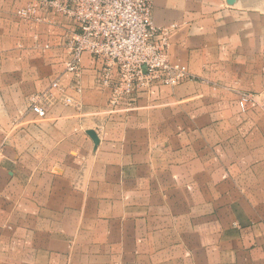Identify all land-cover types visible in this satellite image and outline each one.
<instances>
[{
    "label": "crops",
    "instance_id": "obj_1",
    "mask_svg": "<svg viewBox=\"0 0 264 264\" xmlns=\"http://www.w3.org/2000/svg\"><path fill=\"white\" fill-rule=\"evenodd\" d=\"M28 1L0 0V264H264V0H151L193 78L114 108Z\"/></svg>",
    "mask_w": 264,
    "mask_h": 264
},
{
    "label": "built area",
    "instance_id": "obj_2",
    "mask_svg": "<svg viewBox=\"0 0 264 264\" xmlns=\"http://www.w3.org/2000/svg\"><path fill=\"white\" fill-rule=\"evenodd\" d=\"M14 14L30 26L61 24L65 70L78 77L83 55L89 54L98 65L97 84L110 90L111 108L132 103L137 93L155 85L193 78L186 65L169 59L170 28L154 24L151 0H29ZM59 88L54 80L31 95L30 110L43 116ZM253 100L240 94L239 104L244 109Z\"/></svg>",
    "mask_w": 264,
    "mask_h": 264
},
{
    "label": "rangeland",
    "instance_id": "obj_3",
    "mask_svg": "<svg viewBox=\"0 0 264 264\" xmlns=\"http://www.w3.org/2000/svg\"><path fill=\"white\" fill-rule=\"evenodd\" d=\"M170 35V34H169ZM169 43V42H168ZM61 46V45H60ZM170 59V58H169ZM171 60V59H170ZM187 70H188V68H187ZM189 72V71H188ZM244 94H249V93H244ZM252 95V94H251ZM253 97V96H252ZM239 98H240V96H239ZM254 99V98H253ZM111 107V106H110ZM252 107H257V104H256V102H255V100H253L252 102H249L248 104H246L245 106H244V109H242L241 108V106H240V104L238 105V109H239V112L241 111V112H246V111H248V110H252Z\"/></svg>",
    "mask_w": 264,
    "mask_h": 264
}]
</instances>
